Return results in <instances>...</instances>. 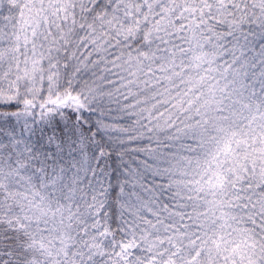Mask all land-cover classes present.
Masks as SVG:
<instances>
[{"label":"snow or ice","instance_id":"obj_1","mask_svg":"<svg viewBox=\"0 0 264 264\" xmlns=\"http://www.w3.org/2000/svg\"><path fill=\"white\" fill-rule=\"evenodd\" d=\"M0 264H264V0H0Z\"/></svg>","mask_w":264,"mask_h":264}]
</instances>
